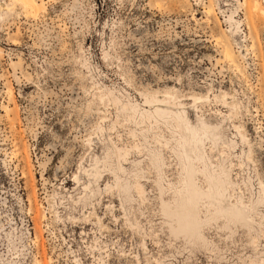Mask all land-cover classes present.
<instances>
[{"label":"rangeland","instance_id":"1","mask_svg":"<svg viewBox=\"0 0 264 264\" xmlns=\"http://www.w3.org/2000/svg\"><path fill=\"white\" fill-rule=\"evenodd\" d=\"M28 1L0 0V264H264V0Z\"/></svg>","mask_w":264,"mask_h":264},{"label":"bare ground","instance_id":"2","mask_svg":"<svg viewBox=\"0 0 264 264\" xmlns=\"http://www.w3.org/2000/svg\"><path fill=\"white\" fill-rule=\"evenodd\" d=\"M16 1H18V0H16ZM22 1V5L24 6V7H26L29 11H33L34 10V6L31 4V2L30 1H28V0H21ZM253 7H254V9L255 10H257L258 9V7H257V3H255L254 5H253ZM210 11V9L208 10V12ZM261 12H262V10H260ZM225 17V16H224ZM226 20H228V21H231L232 22V20H230L229 19V17L227 16L226 17ZM230 23V22H229ZM232 25V24H231ZM232 53L228 50V48L225 46V49H224V55H225V57H227V58H231V55ZM181 121V120H180ZM236 126H238V125H236ZM176 127V126H175ZM239 129V128H238ZM181 130H182V128H181ZM179 137V136H178ZM176 139V138H175ZM176 141V140H175ZM174 141V142H175ZM177 142V141H176ZM167 143V142H166ZM182 143V142H181ZM183 143H185L184 141H183ZM182 143V144H183ZM168 144V143H167ZM164 146V145H163ZM168 147V146H167ZM177 147H179V146H177ZM181 147V146H180ZM171 149V148H170ZM182 149V148H181ZM173 150V149H172ZM180 151V150H179ZM173 152V151H172ZM185 152V151H184ZM171 153V152H170ZM109 154H110V152H109ZM199 155H200V153H199ZM202 155H204V154H202ZM202 155H200L199 157H202ZM153 156V155H152ZM170 156H172V155H170ZM184 156V155H183ZM190 156V155H189ZM191 157V156H190ZM195 157V156H194ZM198 157V156H197ZM204 157V156H203ZM171 158V157H170ZM179 158H180V156H179ZM161 159V158H160ZM185 159V158H184ZM190 159V158H189ZM192 159V158H191ZM187 160H188V156H187ZM194 160H195V158H194ZM200 160V159H199ZM206 160V159H205ZM192 161V160H191ZM162 164V163H161ZM163 164H166V163H163ZM181 164H183V163H181ZM186 164V163H185ZM196 164V163H195ZM207 164V163H206ZM159 165V164H158ZM187 165H188V163H187ZM117 166V165H116ZM179 166V165H178ZM191 166V164L188 166V167H186V166H183L184 167V169L186 170V171H188V173L190 174V176H188V177H184L183 178V182H184V190H185V192H186V194H185V201L187 202V204H190V205H193V207H194V205H195V203H197L198 202V199H200L201 197L203 198V196H202V194H201V192H202V189H199L198 188V186L193 182V179L191 178V174L193 173V171H192V173H191V169L189 168ZM221 166V165H220ZM223 166V165H222ZM192 167V166H191ZM207 167V166H206ZM117 168V167H116ZM180 168V167H179ZM196 169V168H195ZM206 169H208V168H206ZM212 169V168H211ZM87 170V169H86ZM112 170V169H111ZM110 170V171H111ZM118 170H120V169H118ZM122 170V169H121ZM224 170V169H223ZM222 170V171H223ZM116 171V170H115ZM196 171V170H195ZM94 172V171H93ZM116 172H118V171H116ZM121 172V171H120ZM197 172V171H196ZM206 172V171H205ZM208 172V171H207ZM210 172V171H209ZM217 172V171H216ZM219 172V171H218ZM113 173V172H112ZM186 173V172H185ZM92 174V173H91ZM99 174V173H98ZM215 174V173H214ZM221 174V173H220ZM223 174V173H222ZM101 175V174H100ZM118 176V175H117ZM212 176V175H211ZM181 177V176H180ZM222 177V176H221ZM76 178V177H75ZM225 178V177H224ZM227 178V177H226ZM209 179V178H208ZM210 179H211V177H210ZM181 181H182V179H181ZM209 181H211V180H209ZM208 181V182H209ZM193 182V183H192ZM197 183V182H196ZM139 185V184H138ZM110 187V186H109ZM112 187V186H111ZM138 188H140V186L138 187ZM181 188V187H180ZM183 189V188H182ZM181 190V189H180ZM209 190H210V188H209ZM182 191V190H181ZM137 192H139V190L137 191ZM142 192V191H141ZM184 192V193H185ZM209 193V192H208ZM223 193V192H222ZM211 194V193H210ZM208 197H210V196H208ZM205 200H206V198H205ZM206 202V201H205ZM200 203V202H199ZM202 203H204V202H202Z\"/></svg>","mask_w":264,"mask_h":264}]
</instances>
